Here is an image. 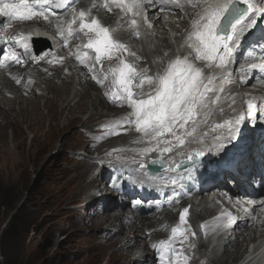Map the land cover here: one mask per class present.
Returning a JSON list of instances; mask_svg holds the SVG:
<instances>
[{
  "label": "bare ground",
  "instance_id": "6f19581e",
  "mask_svg": "<svg viewBox=\"0 0 264 264\" xmlns=\"http://www.w3.org/2000/svg\"><path fill=\"white\" fill-rule=\"evenodd\" d=\"M256 2L257 0H255V3ZM102 5L104 4L101 2L98 3L97 5L98 7L94 9L95 13L93 14V16L96 17V12H99L100 14L101 13L104 14V19H102V24L104 26L105 25L108 26L111 22L109 15L110 13L108 10L109 8L107 9ZM183 7L185 8L187 16L189 18H192L188 20V23L184 19L185 17L179 14L178 8L175 9L173 14L179 18L178 19L179 23L175 21H171L172 15L169 19L165 20V23H168L167 28H169V31L171 30L173 34H175L176 39H179V37H176L177 34H179L181 37L183 35L182 30L187 29V26H192L193 20L198 18L196 16L197 10L193 9L190 4H187L185 6L183 4ZM118 9L120 8L116 7L115 5L111 6V10L116 11ZM79 10H89V9L86 6H84L83 3ZM147 15L148 18H151L153 16V14H150V12H148ZM70 16L71 15H69L68 17ZM159 21H160L159 19L153 22L150 21V23H152L151 24L152 32L162 33L166 31V24L163 25L162 22ZM78 24L79 23L77 21L76 26ZM179 26H181V28H178ZM30 29L32 32V34L30 33V35L49 36L48 30L45 29L41 30L43 32L42 33L41 31L35 32V29H33V27H31ZM51 29L52 30H50V34L53 42L52 43L53 50L57 51L54 45L55 43H58L59 48L61 49L68 47L69 45H65L64 40L57 39L56 37L54 38V34L56 33L59 34V32L57 31L58 27H56L55 25H51ZM146 29H150V28L146 26ZM116 30L117 33L128 36L121 38L116 37L115 40H118L128 45L131 52L136 53V55L140 57L139 60H136L135 57L128 55L127 52H124L123 54L125 58L128 59L127 62L135 63L138 68H148L149 75L155 74L160 67L152 66L151 64L153 63V61L161 60L160 58H163L165 52L168 51L169 46H166L165 42H163L160 37L157 38L156 35L152 37V40L150 42H147L146 40H137L135 37H133L131 34L132 30L128 31V29L124 30V28L122 30V28L120 27H117ZM185 31L187 34L188 29ZM76 33L84 34L83 32H79V31ZM258 36H260V38L264 40L263 27H260L258 32L253 31V33L248 38L249 43L247 45L248 46H251L252 44L257 45ZM246 38L247 37H245V39ZM132 39L135 40L133 41ZM84 43L87 44L86 41L82 40L80 44V52L84 54L87 53L88 56L90 55V52H92L93 49L85 48L82 45ZM134 43H136L138 47H140L142 53H139L137 48L134 47ZM148 44H156L157 47L161 48V50L156 49L154 52H149L147 50ZM175 44L180 46L182 43L176 41ZM12 48L14 49V51H18L22 54V51L17 50L14 47V45H12ZM238 49L239 47L237 48V50ZM180 54H182L181 51ZM257 57L258 56L256 55L254 57V60ZM25 58L29 59V57H24L22 62H24ZM240 58L241 55L237 54V52H234L230 67L232 66L234 67L235 65H237L239 63ZM115 61L118 62V59H116ZM191 61L194 60L191 59ZM197 61L194 63L198 67H200L204 63V61H199V62ZM262 61H264V58L262 59L260 58V62ZM102 62L105 63L106 58H102ZM28 63L30 64L32 63V61ZM36 63L37 62H35V64ZM75 64L77 67H79V61H76ZM15 65L16 67L20 66L19 64H15ZM43 65H46L45 61H42L40 65H36L35 67L39 69ZM16 67L13 66L10 68L9 67L0 68V147H4L6 145L5 138L8 130H10V135H11V137L8 135L10 137V142L13 144V147L16 148L18 143H20V138H19L20 136L22 137L23 134L33 131L34 127L42 124L43 121L45 120L50 123L52 120L58 121L61 118V119H65V121L70 123L74 121L76 118H79V115L85 113L89 107L88 105H90L93 109H95V113L92 115L93 118H95L98 115L96 112L98 108H100V110L102 108L103 110L112 107V105L103 102V99L106 100V96L104 95V93L106 91L109 92V90L103 89L101 87V84H98L95 80L91 83L90 79L86 77L85 73H82V78L79 80L77 86L75 87L74 94L69 96L70 95L69 86L72 82V76L65 71V68H61L63 72L57 73V75L54 76L52 74H46L44 72L40 73L39 77L42 80L38 82L40 78L37 81L33 79V75H30L27 67L23 66L21 67L20 70H18L20 67L18 69H15ZM101 69H102L101 74L100 73L96 74V72L95 74L103 77V73L108 71H106L104 64L102 65ZM254 74L255 73H253V75H247V74L243 75L245 76V80L243 82L241 83L238 82L234 86L228 88L226 92H223L219 97L221 101V103L219 104L222 106L218 104L211 105L209 103V110H210L209 114L212 112V116L217 115L218 119L226 115L228 111L234 107L229 102L231 101V96L229 94L232 91H245V90L252 91L253 93L251 96V103H255L257 105L264 103V84H257V85L254 84L253 82ZM17 79L20 81V83L16 82ZM12 88H16L20 90L21 91L20 95H14L10 93ZM150 90L144 93H149ZM135 91H138V89H135ZM247 96L250 97V95ZM42 99H45V103L42 106H40L39 101ZM43 109H45L46 111L45 113L42 112ZM114 111H115V115L112 118H110L109 116H104L102 115L103 114L102 113L100 116H98L101 117V119L95 120L92 126L86 130L87 138L89 140L87 143L88 146L87 149L88 150L95 149L98 151L99 159L97 160L99 161L107 160L104 161L103 165L105 167H108V169L110 170H107V168H104V166L102 165L103 171L99 173V176L106 178L109 176L110 172H112L113 173L112 179H116V182L113 183L114 186L113 184L110 185V188L121 191V194H119L120 197L122 196V192H124L125 190L121 186V183H123V186L127 188V184L129 183L134 184V182H136L135 180L140 181L143 178L144 182L141 185L139 184V186L141 187L139 190L137 191L135 190L131 192V194L128 196L127 201L129 202V206L126 209L122 208V210L119 211L108 212L105 211V209H102L101 207L95 205L92 209H90L91 212L89 216L86 219L84 218L85 220L82 222L94 226L96 231L100 232V238L102 239V242L106 246L110 247L111 249H113L112 247H115L113 249L114 254L119 259H122V261L120 262L121 264H126L127 263L126 259L129 256H131L130 258L131 262L129 264H159V262L156 260V253L152 248V244L160 240L168 239V236L170 234V227L173 224L178 223L179 214L184 208L188 207L190 209L188 214V222H191L195 214H197L202 209L207 208V202L205 200H202V202L199 203V205L197 206L192 204L187 205L185 202H182V199L184 201L186 194L189 192H193L191 189H187L185 192L172 191L167 188L165 189L160 188L157 182L146 180L143 177V174L138 173L136 170L134 172L135 178L131 177L128 173L120 174V172L115 171V167L120 166V162H118V160H114L113 158H112L113 160L108 161V159L106 158L112 157L114 155L122 156V157H134L139 162V161L147 160L149 157L158 154V152H150L142 156L140 155V153H136L132 149L130 150V148L128 150L117 148L118 144L120 145L123 143L126 144V142L129 143V141L133 143L132 141H135L138 138V135L141 134L140 133L132 134L134 127H127V126H125L124 128L111 127V125H113L119 118H121L124 114L129 112V110H126L124 112L119 110H114ZM241 113L244 114V121L241 124L242 131L237 134V138L239 140L227 146L228 148L227 155L229 160H231V162L236 166L238 179L245 180L246 178L248 179L254 178L256 180L261 178V167L263 168V163H259L256 160V157L262 158V160L264 161V153H261L258 146H256L252 150L254 140L251 138V136L252 135L257 136L258 142L264 144V130L258 128L260 130L258 131L256 129L257 122L253 121L252 118L248 117L247 115L248 112L243 110L241 111ZM259 114L260 111L259 109H257V116L255 118H257ZM201 116H202V112L200 114V117ZM102 117L104 119H102ZM218 119H214V118L213 120L211 119L209 126L218 124L219 123ZM222 119L224 118H221V120ZM83 125H85V122H83ZM116 139L117 140L119 139V141L116 142ZM188 139L191 140L192 138L189 137ZM244 140H245V144L243 142ZM197 142L198 141L195 140L191 143L188 144L186 143L183 150H187L192 146H196ZM227 148L223 147L222 150H214V151H217V153L221 151L222 153H225V149ZM176 150L177 149H174L173 152L168 153V156L174 154ZM252 154L254 156H252ZM125 162L130 165V161L129 162L125 161ZM94 164H95L94 160L81 161V162L78 161L70 168L76 169V175H78L79 178L80 177L85 178L87 174L92 172V168ZM212 166H213L212 164L206 162L205 160H200L194 164V167L191 171H187L183 174L182 179L184 182L193 180L194 183L198 184L199 195L201 194L202 196H204L203 195L204 193H208L207 192L208 190L213 189L214 195L218 199H221L223 197L224 187L228 188V185L226 182H224L223 178L216 175L217 173L214 172L216 169H214ZM225 167H227V163L224 164L221 163L220 165H217V170L221 168L225 169ZM96 180H97L96 176H92L89 180L85 178L84 182L80 185V190L85 188L86 196L89 195L90 193L100 192L103 189V186L100 184H95ZM127 191L128 193H130L129 190ZM135 196L136 198H134ZM137 200H139L141 203L140 205L134 208L133 202ZM228 205H231L230 202L228 203ZM148 211L155 213H153V215H151L152 214L151 213L150 216L141 217L142 215H146V213L144 214V212H148ZM245 224H246L245 222L238 224L237 227L234 229V232L229 233L227 238L223 239L225 245H224V253L221 258H214V255L217 254L219 251L216 249H213L210 252L209 251L206 252L205 255L202 254L196 247L191 251H188L187 242H185L183 247L185 249V254L190 257L189 264H230L228 263L229 262L228 260H231L232 264H244L242 248L243 246H247L248 244L247 237L249 236L250 238V235L243 234V230L241 229L245 226ZM110 228H112V230ZM254 241L256 242L252 244L255 245L252 246L251 244L250 249H246L245 255L248 254V257L251 258L253 264H259L260 262H264V256L260 257L259 259H254L251 256L255 249L259 247H263L264 235L260 234L257 237V239H255ZM200 243L199 245H201ZM176 247L178 248L180 247L179 242L176 243ZM138 250H140L141 252L138 256H136L135 251ZM147 250H150L152 254L148 255V253L146 252ZM133 255L135 256L132 257Z\"/></svg>",
  "mask_w": 264,
  "mask_h": 264
},
{
  "label": "rangeland",
  "instance_id": "374dc122",
  "mask_svg": "<svg viewBox=\"0 0 264 264\" xmlns=\"http://www.w3.org/2000/svg\"><path fill=\"white\" fill-rule=\"evenodd\" d=\"M99 2L104 5L107 4V7L105 8H109L111 22L107 27L115 29L112 32L113 37L121 38L128 36L116 32L117 27H120L122 30L123 28L124 30L128 29V31L132 30L131 34L137 40H146L147 42H150L152 37L156 35L157 38L160 37L162 41L165 42L166 46H169L168 51L165 52L167 53V56L164 55L162 61L156 60L155 63L153 61L151 64L152 66L161 67L167 64L169 59H174L178 55L182 57L188 56L190 60H194L192 62L197 61L195 51L184 43L185 37L189 33V31H187L186 34L185 31L188 27L187 29L182 30L183 35L181 37L177 34L176 37H179V39L175 38V34H173L171 30L169 31L167 26L166 31H164L165 33L152 32V29H150V31L145 27L148 24H152L150 21H147L145 25L139 18H131L129 21L124 22V12H122L121 9L116 11L111 10V6L114 5L112 0H98L97 3L96 0H90L88 2L90 5L88 9L91 11L92 16L95 13L94 9L98 7L97 5ZM93 4H95L96 7H93ZM183 4L185 6L189 3L185 4L184 2ZM183 4L182 7H179L178 12L185 17L184 19L188 23V20L192 18L187 16ZM74 8L77 12L79 11L77 6ZM67 17L68 16H63L61 18L62 30L68 23V20L72 19V16L68 17V19ZM96 18H99V21L102 24L104 14L96 12ZM116 18H120L121 20H117ZM132 19H135L139 25L138 36L134 34L133 29L130 27ZM178 19L177 16L172 15L171 21L179 23ZM114 20H117L116 23H114ZM59 24L61 23H58V25ZM52 25L57 27L55 23H52ZM178 28H181V26ZM50 30H52L51 25L50 29H48L49 36H46L50 39L49 41L32 42L33 44L38 43L39 49H41V46H46L48 44L50 46V51L47 52V55H45L46 53L43 54V51H40L41 53L39 52V55L34 53L36 56L40 57L38 60L33 61L29 56V59L25 58L26 61L24 60V62L19 64L20 66L15 69L20 67L18 69L20 70L23 66L27 67L30 75H33V79L37 81L40 78V73L44 72L54 76L57 75V73L63 72L61 68H65V71L72 76V82L69 86V96H71L74 94L75 87L82 78V73L86 74V77L90 79L91 83L94 81L92 79L93 72L90 71V68H92L93 65L95 66L96 74H101L103 64L106 71H108L111 66H114L119 62L115 61L116 59L114 58L112 60L106 59L105 63L101 61V63L96 64L95 55L93 54L95 53L94 49L90 52L91 56L88 55L86 57L84 53L77 52L74 49L75 46L70 44L68 47L61 49L59 48L58 43H55L54 45L57 50L55 51L53 50ZM30 33L32 34L31 31ZM55 35L58 34H54V38ZM81 35L82 34L78 33L76 39H81ZM92 35L93 34L84 36L86 39L85 41L88 42V39L92 37ZM13 36L15 35L8 36L6 41L11 40V37ZM176 41H179L182 44L180 46L176 45ZM76 45L80 48L79 44ZM182 45L185 46L181 48ZM134 47L137 48L139 53H142V50L136 43H134ZM156 49L161 50L156 44H148L147 46L149 52H154ZM180 51L182 54H180ZM77 54L81 59L86 61L83 64L80 63L79 67L75 64V60H78L76 58ZM122 55L125 58L123 53ZM41 60L45 61L46 65L37 69L35 66L40 65L42 62ZM125 60L128 61L126 58ZM30 61H32L33 65L32 63H28ZM35 62L37 63L35 64ZM197 62H199V60ZM40 80L42 79L40 78L38 82ZM101 87L111 92L113 90L112 77L109 76ZM150 89L151 86L145 84L142 86V89H138L137 92L141 90L143 92L149 91ZM20 92V90L12 88L10 93L20 95ZM103 102L112 105L108 98H106V100L103 99ZM44 103L45 99L39 101L40 106ZM88 106L89 107L85 113L79 115V118H76L70 123L61 118L58 121L52 120L50 123L46 120L43 121L42 124L34 127L33 131L23 134L22 137L20 136V143H18L16 148H14L13 144L10 142V130L7 131L5 138L6 145L0 147V264H121L120 262L122 259H119L114 254L113 249L115 247H112L113 249H111L106 246L100 238V232L96 231L94 226L82 221L89 216L91 212L90 209L95 205L108 212L119 211L122 210V208L126 209L129 206V202L127 201L128 196L131 192L135 190L137 191L141 187L139 186L138 180H135L136 182H134V184H127V188L121 183V186L125 189L124 192H122L121 197L119 195L121 194V191L110 188V185L116 182V179H112V172H110L109 176L106 178L99 176V173L103 171L102 165L104 164V161L107 160H97L99 159L98 151L95 149H87V143L89 140L87 138L86 130L92 126L95 120L101 119V117L98 116L102 113V115L112 118L115 115L114 110L124 112L126 110L130 111V109L126 106L117 108L113 105L112 107L103 110L102 108L101 110L98 108V110H96L98 115L93 118L92 115L95 113V109L90 105ZM42 112L45 113V109H43ZM102 119L104 118L102 117ZM83 122H85V125H83ZM135 133L137 132L134 128L132 134ZM139 137L140 135H138V138ZM118 141L119 139H116V142ZM132 142L133 143H131V141H129V143L126 142V144L123 143L124 145L118 144L117 148L126 150L130 148V150L138 151L141 147L140 145H142L143 148V146H145L143 143H147V141L141 143ZM109 158L106 159H108V161L114 159L120 162V166L115 167V171L120 172V174H126L125 172L130 169L129 175L135 178V170L139 172V169L124 162L126 158H123L122 156L114 155ZM89 160H94L95 164L92 168V172L87 174L85 178L89 180L92 176H96L97 180L95 184L102 185L103 189L98 193H90L86 196L85 188L80 190V185L84 182L85 178H79L78 175H76V169L70 167L78 161ZM104 168L110 170L108 167L104 166ZM127 190H129L130 193H128ZM134 198H136V196ZM182 202L190 205L192 203L188 197H185L184 201L182 199ZM145 213L146 215H142L141 217L150 216L151 213V215H153L155 212L148 211L144 212V214ZM188 223L191 225V231L189 232L190 241L196 245V248H198L202 254L205 255L202 245H199L200 242L193 227V220ZM245 228H247V225L244 226V229ZM110 229L112 230V228ZM191 232H195L194 237L191 235ZM140 252V250L135 251V255L138 256ZM146 252L148 255L152 254L150 250H147ZM130 258L131 256L127 257L126 264L131 262ZM228 261V263L232 264L231 260Z\"/></svg>",
  "mask_w": 264,
  "mask_h": 264
},
{
  "label": "snow or ice",
  "instance_id": "6c2138e0",
  "mask_svg": "<svg viewBox=\"0 0 264 264\" xmlns=\"http://www.w3.org/2000/svg\"><path fill=\"white\" fill-rule=\"evenodd\" d=\"M143 2L144 0H112L122 12L131 13L133 17L140 14L137 10L142 7ZM165 2L182 7L176 4V0H165ZM187 2L197 10L198 18L193 20L192 30L186 35L184 43L195 51L197 60L205 62V67L209 69L207 74L188 56L178 55L169 60L162 70L158 69L155 74L149 75L148 68H138L135 63L125 60L122 55L124 52L135 57L136 60L140 57L131 52L128 45L115 40L112 36L115 29L101 24L96 17L91 16L90 10L77 12L75 8L71 9L72 20L68 22L67 35L62 31V23L57 26L65 45L78 31L83 32L85 36L93 34L84 47L94 49L96 64L101 63L102 58L118 59L119 62L111 66L108 72L103 73V77L95 74L94 65L90 68L93 72L92 79L98 84L102 85L109 75L112 77L113 90L104 93L109 102L113 106H127L130 109L111 127H134L135 131L141 134L134 143L147 141L151 145L141 148L140 155L150 152L160 153V156L151 163L160 165L167 172L191 165L204 156L206 151L211 153L222 149L224 141L235 138L239 125L244 121L243 113L213 126L212 131L217 133L213 137L216 143L206 151L192 150L187 154L186 159L179 162L169 160L165 164L163 159L165 153H171L186 143L200 139L194 136V132L201 123L206 122L207 115L199 120L197 117L201 112L209 109L210 93L217 95V100L219 99L214 82L217 78L222 82L230 81L231 73L227 72V69L232 62L234 51L240 46L243 37L255 28L258 22L257 14L264 17V11L257 7L255 0H187ZM52 3H55L56 7H65L68 5V0H0V17L17 21H31L38 16L47 18ZM261 3L264 4V0H261ZM92 6L96 7L95 4ZM102 6L107 7V4ZM77 21H79L78 28L73 27ZM147 27L152 28V25L148 24ZM131 28L138 36L139 25L135 19L131 20ZM31 39L30 35L11 37L12 43L18 49H22V54L4 48L0 54V68H7L11 63L21 64L24 57L30 56L33 61L38 60L40 57L34 54ZM164 55L167 56V53ZM85 56L87 57V53ZM76 58L82 64L86 62L78 54ZM160 59L162 61V58ZM216 69L222 70L219 76L215 74ZM257 69L264 72V64H252L247 69H241V74L246 75ZM16 82L20 83L18 79ZM144 84L151 86L149 93H144L142 90L135 91L142 89ZM217 100L211 102L216 103ZM247 107L248 117L255 119L259 109L261 117L264 118V103L257 105L247 102ZM189 137L192 139L189 140ZM176 154L184 155L182 152ZM140 166L144 168L143 162ZM171 183L175 185L177 181L173 179ZM140 203L139 200L134 201L133 207H137ZM189 211L190 209L186 207L180 212L178 223L170 227L168 239L152 244L159 264H189L190 257L185 254L183 245L187 242L188 251L196 247L190 242L188 235L191 231V225L188 223ZM245 211L247 212L248 209ZM232 222L235 223V220L233 219ZM203 227L204 225H201L202 229ZM191 235L194 237L195 232H191ZM177 242L180 244L179 248L176 247Z\"/></svg>",
  "mask_w": 264,
  "mask_h": 264
},
{
  "label": "water",
  "instance_id": "95a60500",
  "mask_svg": "<svg viewBox=\"0 0 264 264\" xmlns=\"http://www.w3.org/2000/svg\"><path fill=\"white\" fill-rule=\"evenodd\" d=\"M202 157H200L199 159H201ZM198 159V160H199ZM188 165H186V166H183V167H181L180 169H184V168H186ZM148 168H149V170L152 172V173H159L160 172V170H161V167H160V165H157V166H154L153 164H149L148 165Z\"/></svg>",
  "mask_w": 264,
  "mask_h": 264
},
{
  "label": "clouds",
  "instance_id": "9594fccd",
  "mask_svg": "<svg viewBox=\"0 0 264 264\" xmlns=\"http://www.w3.org/2000/svg\"><path fill=\"white\" fill-rule=\"evenodd\" d=\"M13 66L16 67L15 64L12 65V66L9 65L8 67L10 68V67H13ZM124 162H125V160H124ZM130 163H131V162H130ZM121 165H122V164H121ZM195 215H196V214H195ZM195 215H194V216H195ZM208 215L212 217V216H213V212H212V211H207V212H206V216H208ZM194 216H193V217H194ZM193 221H194V220H193ZM240 223H244V221H243V220H237V223L235 224L234 228H236L237 225L240 224ZM199 232H200V231H199ZM222 241H223V240H222ZM223 243H224V241H223ZM223 250H224V248H223Z\"/></svg>",
  "mask_w": 264,
  "mask_h": 264
},
{
  "label": "trees",
  "instance_id": "16d2710c",
  "mask_svg": "<svg viewBox=\"0 0 264 264\" xmlns=\"http://www.w3.org/2000/svg\"><path fill=\"white\" fill-rule=\"evenodd\" d=\"M13 229V228H12ZM27 229H28V227H27ZM14 230H15V228H14Z\"/></svg>",
  "mask_w": 264,
  "mask_h": 264
}]
</instances>
